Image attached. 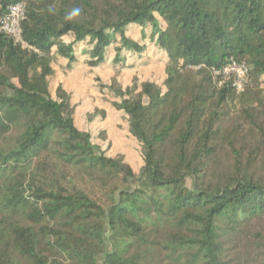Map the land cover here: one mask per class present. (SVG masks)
<instances>
[{
    "label": "trees",
    "instance_id": "trees-1",
    "mask_svg": "<svg viewBox=\"0 0 264 264\" xmlns=\"http://www.w3.org/2000/svg\"><path fill=\"white\" fill-rule=\"evenodd\" d=\"M21 28L22 44L0 31V264H264V0H29ZM112 55L100 87L139 173L51 90L58 60ZM152 57L162 84H120ZM231 60L249 68L242 92L217 74Z\"/></svg>",
    "mask_w": 264,
    "mask_h": 264
},
{
    "label": "rangeland",
    "instance_id": "rangeland-1",
    "mask_svg": "<svg viewBox=\"0 0 264 264\" xmlns=\"http://www.w3.org/2000/svg\"><path fill=\"white\" fill-rule=\"evenodd\" d=\"M140 29L135 30L133 37H141ZM112 55L99 67L91 68L81 58L73 68H68L63 60L55 63L56 75L50 80L51 90L55 94L62 85L71 94L75 106V123L81 131L92 135L93 143L98 145L108 157L123 156L136 173L143 166L142 149L129 131V122L122 111L113 106L117 100L106 88L117 76V69L112 65ZM118 80L123 87L131 84L134 77L143 81H154L159 85L165 79L164 62L159 57L145 64V60L137 61L134 67L119 71ZM164 78V79H163ZM98 110L99 113H95ZM103 112V113H102ZM29 191L26 189V194Z\"/></svg>",
    "mask_w": 264,
    "mask_h": 264
},
{
    "label": "built area",
    "instance_id": "built-area-1",
    "mask_svg": "<svg viewBox=\"0 0 264 264\" xmlns=\"http://www.w3.org/2000/svg\"><path fill=\"white\" fill-rule=\"evenodd\" d=\"M29 0H16L8 9L7 16L1 21L0 31L13 38L17 43L22 42L21 24L25 19L26 3ZM225 79L231 80L233 87L242 92L249 80V68L245 63L229 61L217 72Z\"/></svg>",
    "mask_w": 264,
    "mask_h": 264
},
{
    "label": "clouds",
    "instance_id": "clouds-1",
    "mask_svg": "<svg viewBox=\"0 0 264 264\" xmlns=\"http://www.w3.org/2000/svg\"><path fill=\"white\" fill-rule=\"evenodd\" d=\"M80 9L79 8H76V9H74V10H72L70 13H69V19L70 18H72V17H74V16H77V15H79V13H80Z\"/></svg>",
    "mask_w": 264,
    "mask_h": 264
},
{
    "label": "crops",
    "instance_id": "crops-1",
    "mask_svg": "<svg viewBox=\"0 0 264 264\" xmlns=\"http://www.w3.org/2000/svg\"><path fill=\"white\" fill-rule=\"evenodd\" d=\"M164 79V78H163Z\"/></svg>",
    "mask_w": 264,
    "mask_h": 264
}]
</instances>
